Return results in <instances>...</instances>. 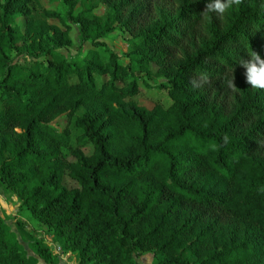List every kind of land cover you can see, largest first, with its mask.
Segmentation results:
<instances>
[{"label":"trees","instance_id":"trees-1","mask_svg":"<svg viewBox=\"0 0 264 264\" xmlns=\"http://www.w3.org/2000/svg\"><path fill=\"white\" fill-rule=\"evenodd\" d=\"M44 1L0 0V186L77 264H264V90L236 64L264 58V0L211 21L207 0ZM72 26L107 56L66 60ZM117 31L132 39L123 61L101 42ZM204 71L212 83L193 89ZM159 79L170 105L140 106ZM0 264H31L1 218Z\"/></svg>","mask_w":264,"mask_h":264},{"label":"rangeland","instance_id":"rangeland-1","mask_svg":"<svg viewBox=\"0 0 264 264\" xmlns=\"http://www.w3.org/2000/svg\"><path fill=\"white\" fill-rule=\"evenodd\" d=\"M2 2L4 0H1ZM44 5L48 9H54L60 13L64 12L65 8L58 1L54 0L52 3L44 1ZM98 16L105 15L104 8H99L96 11ZM20 25L23 24L22 20H18ZM58 25L56 21L51 22ZM71 45L59 53L68 61H72L78 58H82L88 51L98 50L102 58L107 56L104 49L93 48L89 43H81L80 36L77 28L72 26L69 34ZM101 42L108 48L114 55L123 61L124 55L130 50L132 42L131 37L127 33L120 31L115 32L101 40ZM11 57L15 63L25 65L27 59L24 56H17L11 54ZM147 79V78H146ZM245 80V77H243ZM165 81L159 79L155 82L148 80L147 89H144V93L139 98V105L147 109H152L155 104H160L164 108L170 105V101L156 90V86L164 83ZM80 114V113H79ZM78 114V115H79ZM51 126L58 132L67 128L70 132V146L72 149L82 148L86 153L91 152V147L81 146L78 142V137L81 135V131L74 126V119L68 121L64 117H58L55 119ZM68 152L64 151V155ZM64 185L71 189L77 187V184L70 180L67 176L63 180ZM0 218L3 220L6 227L15 235V238L26 258L31 264H77L75 256L66 252H61L59 247L61 246L53 238L52 232L41 224L37 219H34L30 212L20 207V202L7 190L0 186ZM40 244V246L38 245ZM59 249V252L57 251ZM156 260L150 253L138 255L136 258V264H155Z\"/></svg>","mask_w":264,"mask_h":264},{"label":"clouds","instance_id":"clouds-1","mask_svg":"<svg viewBox=\"0 0 264 264\" xmlns=\"http://www.w3.org/2000/svg\"><path fill=\"white\" fill-rule=\"evenodd\" d=\"M242 3L243 0H207L203 11L200 12L199 15L203 20L211 21L213 15L217 18L223 17L233 6H240ZM246 52L248 58L244 59L243 57H239L236 64L245 70V80L246 83L250 85L251 89L264 90V58L252 49L246 50ZM234 71L235 68L233 67L232 75L224 82L229 89L236 91L237 87L234 83ZM211 83L210 75L206 71L200 72L196 77L190 80L193 89H200ZM223 142L224 144L229 142L227 134L223 137ZM259 143L264 145V140L259 141Z\"/></svg>","mask_w":264,"mask_h":264},{"label":"built area","instance_id":"built-area-1","mask_svg":"<svg viewBox=\"0 0 264 264\" xmlns=\"http://www.w3.org/2000/svg\"><path fill=\"white\" fill-rule=\"evenodd\" d=\"M57 251L59 252V249L57 248Z\"/></svg>","mask_w":264,"mask_h":264}]
</instances>
